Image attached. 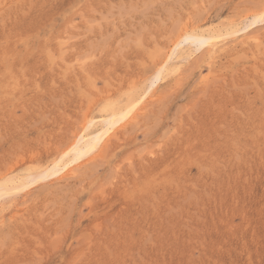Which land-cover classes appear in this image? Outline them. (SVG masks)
I'll return each instance as SVG.
<instances>
[{
    "label": "rangeland",
    "instance_id": "1",
    "mask_svg": "<svg viewBox=\"0 0 264 264\" xmlns=\"http://www.w3.org/2000/svg\"><path fill=\"white\" fill-rule=\"evenodd\" d=\"M263 7L0 0V182L179 64L73 171L0 198V264H264ZM184 28L242 30L165 59Z\"/></svg>",
    "mask_w": 264,
    "mask_h": 264
},
{
    "label": "bare ground",
    "instance_id": "2",
    "mask_svg": "<svg viewBox=\"0 0 264 264\" xmlns=\"http://www.w3.org/2000/svg\"><path fill=\"white\" fill-rule=\"evenodd\" d=\"M261 13H264V7L257 12L246 16L245 19H249V21L245 26L249 27L260 22L258 18ZM235 30L236 29H234V31ZM241 30L239 29V31ZM239 31H235V34ZM231 33L234 34V32H229V30H198L196 28H184L175 36V39L172 42V49L170 51V54L169 56H167L168 58L165 59H173V57H176V59H179L180 61H186V59L191 57L202 47H205V50L207 53H209L210 57L211 54L215 53L219 45H222V43H218L217 40L225 36H230L232 35ZM251 37L252 36H250V39ZM252 38L255 39L256 37L253 36ZM186 40H190V42L194 44V46L187 47V49L182 48L181 44ZM196 41L197 43H195ZM183 51H185L186 53L181 56V53ZM178 68V63L174 64L173 66L170 65L169 67L167 65V60L165 61V63H159V66H157L152 74V77L150 78V83L145 84L142 88V91L137 92L133 96H131L129 102L108 111L107 117H104L102 120H100L99 123H97L96 127H94L96 118L93 117L88 118L87 121L85 120L86 122L81 127V131L75 134L73 140H71L66 145V147L54 158V160L51 161L46 167L35 172H28L27 174L23 175V177H9L3 182H0V198L22 192L25 188L47 177L63 175L73 171L76 166L84 161V159L89 158L90 155L94 154V152L97 151L102 142L109 136L114 134L116 128L119 127L122 122L125 121L126 118H128L129 115L142 108L146 101L153 97L155 93L154 85L158 80H161L168 72H176Z\"/></svg>",
    "mask_w": 264,
    "mask_h": 264
},
{
    "label": "snow or ice",
    "instance_id": "3",
    "mask_svg": "<svg viewBox=\"0 0 264 264\" xmlns=\"http://www.w3.org/2000/svg\"><path fill=\"white\" fill-rule=\"evenodd\" d=\"M258 19L260 20V22L264 23V13H261Z\"/></svg>",
    "mask_w": 264,
    "mask_h": 264
}]
</instances>
